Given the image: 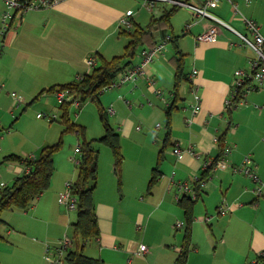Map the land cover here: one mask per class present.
<instances>
[{
    "label": "crops",
    "instance_id": "0c3cea01",
    "mask_svg": "<svg viewBox=\"0 0 264 264\" xmlns=\"http://www.w3.org/2000/svg\"><path fill=\"white\" fill-rule=\"evenodd\" d=\"M144 1L57 0L53 6L25 11L11 21L0 40V187L12 184L27 170L24 162H4L6 156L37 157V150L55 140L52 122L58 116L41 119L48 116L47 112H58L69 95L67 91H49L52 86L91 72L93 67L87 63L90 55L98 63L99 56L123 54L127 43L123 29L146 27L172 7H177L176 12L180 8L192 11L170 1H155L152 7ZM254 1L235 0L236 11L231 2L220 0L209 9L246 33L244 19L257 18L254 10L246 13L240 6L248 8ZM188 2L202 5L206 0ZM5 9L0 0V30ZM130 10L132 26L121 28L119 22ZM188 10L175 12L170 25L153 29L146 44L149 47L170 35V49L155 58L136 81L122 83L100 97L111 126L119 133L123 155L128 158L124 155L120 175L115 172L113 155L106 151L104 159H98L93 204L100 236L89 240L84 251L102 264H176L185 242L184 196L194 200L191 245L185 264H254L259 258L264 264V194L258 196L257 182L235 169L249 157L245 166L264 181V108L256 106L264 104V84L249 80L235 102V71L249 74L254 56L246 60L245 45L228 28L221 29L217 42L198 41L197 36L214 21L208 17L196 20L193 15L183 25L190 16ZM259 25L263 31L264 25ZM179 52L184 54L187 78L175 92ZM134 60L133 66L141 57ZM246 63L248 71L243 69ZM194 87H198L201 106L196 114ZM85 102L74 103L81 109ZM38 109L44 110L43 116L36 113L29 124L27 113ZM78 113L76 117L80 118ZM168 117L172 121L171 144L160 165L161 177L150 187L152 170L169 130ZM221 137L232 150L206 172L221 152ZM178 144L183 150L192 146L195 154L184 151L178 158L174 152ZM197 178L203 180L195 189ZM64 189L62 184L45 191L27 210L2 213V264H46L49 253L63 246L66 238L72 239L68 227L77 217L59 214ZM222 202L232 205L224 215L218 214ZM178 222L183 225L178 227ZM142 244L148 246L147 252L140 251ZM71 246L67 244L65 255Z\"/></svg>",
    "mask_w": 264,
    "mask_h": 264
},
{
    "label": "trees",
    "instance_id": "16d2710c",
    "mask_svg": "<svg viewBox=\"0 0 264 264\" xmlns=\"http://www.w3.org/2000/svg\"><path fill=\"white\" fill-rule=\"evenodd\" d=\"M177 7L166 9L159 19H154L146 27H137L132 31L123 29L122 33L129 37V41L125 46V51L121 55L111 58L99 56L98 63L93 67L91 72L81 74L76 80L52 86L49 91L63 92L67 91L69 98L61 104V120L65 126L64 131H73L78 129L82 131V127L71 121L69 114V106L76 100L84 103L87 100L94 101L99 109L101 120L104 124V134L99 141L110 147L114 156V169L117 175H120L124 155L120 143L119 133L111 126L107 117V112L101 103L100 97L104 92L103 89L117 80L119 75L131 67L132 61L139 51V48L146 47L149 37L153 29L158 26L171 23V18L176 12ZM173 41V40H172ZM153 45L155 44L152 43ZM150 45V46H153ZM149 46V47H150ZM180 53V57L176 63V86L175 92L179 90L181 81L186 79L184 73V54ZM242 91L239 89L235 96V102L241 97ZM170 116V110H168ZM169 130L166 133L163 147L159 153L156 166L152 170V177L149 186H153L161 177L160 165L165 157L164 152L171 144V119L168 117ZM62 139L52 145L44 146L37 157H23L16 154L8 155L4 158V162H24L26 172L15 178L12 184H6L0 187V224L3 222L2 213L6 210H27L32 203L46 190H48L54 173V156L60 150ZM225 137L219 140L221 152L216 160L208 166L206 170L211 171L217 163V160L224 156L226 148ZM82 155L76 164L77 177L72 182L71 192L77 200V220L72 225L73 235L69 238L71 247L65 255L67 264H102L98 258L89 257L85 253L86 243L100 236V229L93 204V191L98 176V151L93 146V141H86L80 148ZM203 178L195 183V189L200 185ZM186 214V227L184 236V248L177 259L176 264H185L188 258V252L191 245V226L194 220L193 205L194 200L191 197L184 196L181 200ZM3 236L0 234V239ZM0 264H2L0 262Z\"/></svg>",
    "mask_w": 264,
    "mask_h": 264
},
{
    "label": "built area",
    "instance_id": "2783aa9c",
    "mask_svg": "<svg viewBox=\"0 0 264 264\" xmlns=\"http://www.w3.org/2000/svg\"><path fill=\"white\" fill-rule=\"evenodd\" d=\"M5 4V11L2 14V28L0 30V40L3 39V37L6 35L7 31L10 29L11 21L16 17V15L23 14V12L28 10H34V9H41L46 8L49 6H53L57 0H3ZM155 1H170L176 6H185L190 9H192L195 13V16L197 18H203L208 17L214 21L213 25L208 28L203 33L199 34L197 36L198 41L202 42H217L220 31L222 28H228L231 31H233L243 42V44L249 48H251L254 51L255 57L250 61V67L251 72L248 74L244 70H236V79L234 82V88H235V96L237 95L239 89L243 87V85L248 82L249 80L254 81L260 85L264 84V33H262L261 26L259 23L252 18H245V26L247 28V32H240L239 30L235 29L229 22L223 20L219 16L215 15L209 7L217 4L220 2V0H206V3L202 5H195L188 0H145L144 4L148 7H152L154 5ZM231 2L237 11V4L235 0H227ZM250 1V0H246ZM132 11H128L120 20V26L121 28H127L129 29L132 26V22L129 20V17L131 16ZM171 36L167 35L157 43H155L151 47H144L140 50L139 56L141 57V60L138 64L132 65L131 67L124 70L117 80L110 84L109 86H106L103 91H107L109 89H112L122 83H125L127 81H136L139 75H142L145 73L146 68L149 66L151 62L155 60L158 56L163 54L168 47L169 42L171 41ZM87 63L89 66L94 67L97 64V58L93 55H90L88 57ZM198 71L196 69L193 70V74H196ZM1 87V85H0ZM198 87H194V94L196 103L194 104L193 112L196 114L200 111V95L198 94ZM12 95L14 97H18V95L13 92ZM75 103L77 105L80 104V101L76 100ZM257 107L264 108V104H256ZM39 117L43 116V114H38ZM159 125V124H158ZM193 147L190 146L186 150H183L180 145L178 144L177 147L174 149L175 154H177L178 158H182L184 151H189L195 154V152L192 149ZM230 147H226L224 150V155L231 152ZM79 148H76V152H79ZM31 158L33 156H30ZM224 157V156H223ZM223 157L220 159L223 160ZM244 164L241 166L236 167L235 169L239 171L240 169L244 172H246L249 176L253 178L255 182H257L258 186L255 189V192L258 196H261L264 194V181L261 180L255 172L249 168L248 166H245V163L249 161V157H246L244 160ZM213 161L211 162V164ZM209 164V166L211 165ZM207 167V166H206ZM215 167V166H214ZM175 173V172H173ZM198 180V178H197ZM203 183V182H202ZM204 184V183H203ZM71 186L72 182H68L66 187V191L61 195L60 202L64 205H66L69 209H76L77 208V200L74 197V195L71 192ZM185 188H188V185H185ZM232 210V205H229L226 202H222L221 205L218 207V214L224 215ZM211 217H207L206 220H210ZM182 222H178L177 226H182ZM69 244V239L66 238L64 241V245L58 247L54 253L47 256L46 264H64L65 263V247ZM140 251L142 253L148 251V246L146 244H142L140 247ZM257 259V261L254 262V264H263V261Z\"/></svg>",
    "mask_w": 264,
    "mask_h": 264
},
{
    "label": "rangeland",
    "instance_id": "374dc122",
    "mask_svg": "<svg viewBox=\"0 0 264 264\" xmlns=\"http://www.w3.org/2000/svg\"><path fill=\"white\" fill-rule=\"evenodd\" d=\"M240 7H241V10L242 9L245 10L246 13L247 12L249 13V10L250 11L254 10L253 11V12H255L254 16L257 18V20L259 21L260 24L264 25V1L255 0L251 6H248L249 9L246 7H243L242 5ZM181 9L182 10H188V9L180 8L179 11ZM192 11L191 12L189 10L187 11L190 13L189 14L190 16H188L187 18L184 17L185 20H183V25H184L186 19H188L190 17L192 18L193 15L195 17L194 19H196V20L198 19L195 16L194 11L193 12ZM178 12H176V13H178ZM181 16H183V13L181 14ZM181 19H182V17H181ZM183 25L181 26V30L183 29ZM175 29H177V28L174 25V29H173L174 32L176 31ZM181 33H182V31L180 32V34ZM262 33H264V28H263ZM122 37H123V40L128 43L129 37L126 35H123ZM170 44H171V42H169L167 49H170V47L172 46V44L171 45ZM242 44H243V42H242ZM144 47H142V48H144ZM142 48L141 47L139 48V51L134 58L135 59L134 61H136L138 59L139 52ZM243 52L245 53L246 60H248V62H249V59H251L253 56L255 57L252 49H250L247 46L246 47L243 46ZM243 69H246L247 71L250 70L247 63L245 64V67H243ZM39 112H40V114H42V113H44V110L38 109V110H35L34 112H32V110L29 111V114L27 113V115H26L27 116V122L29 124H32L34 122V120H33L34 116L36 115V113H39ZM76 113L80 114L81 117L77 118ZM53 114L51 112H49V113L47 112L48 116L42 118L41 120H47L48 121V120H50V118L52 116H55V115L58 116L56 118L57 120L52 122L53 123V135L56 138H55V140H50V141L53 144V142H56L57 140L62 139V143H61L60 150L54 156L55 171H54V174L52 176L50 186H49L48 190H46V192H51L52 189H54L57 186L62 185V184H63V188L67 189L66 183L68 181L73 180L75 177V174H77L76 164L82 155L80 148L83 147L85 140L86 141H93V146H94L95 150L98 151V159H104V153L106 151L109 153V156L113 155L112 151H110V148L107 145H105L104 143L99 141V137H101L103 135L101 133H103L104 124H103V121L101 120L98 106L94 101L89 100V101L85 102V106L81 109L79 107H77V105L75 103L71 104L69 106V114H70L71 121L73 123H75V122L79 123V124H76V123L75 124L82 127L83 128L82 131H79L78 129L73 130V131H64L65 126L61 120V114H62L61 105H60V110L58 109V112H55ZM81 124H83V125H81ZM52 144H49V145H52ZM76 148H79L80 153L75 151ZM40 151L41 150H37L36 153H38V155H39ZM100 153H101V156H100ZM112 158H113V156H112ZM125 159L126 160L128 159L126 155H125ZM69 174H71L72 176H71V178L66 180L65 177L68 176ZM9 182H10L9 180H4V183H9ZM64 191H65V189H64ZM57 203H58V198H57ZM58 204H59L58 207L61 211V213L58 212L59 214H62L65 217L67 216L68 218H69V215L72 218L77 217V210L76 209H69L64 204H60V203H58ZM68 228H69L68 235L72 236L73 235L72 227L70 226ZM1 240L2 239H0V241ZM10 258H14V257L10 256ZM66 263L67 262L65 261L64 264H66Z\"/></svg>",
    "mask_w": 264,
    "mask_h": 264
}]
</instances>
